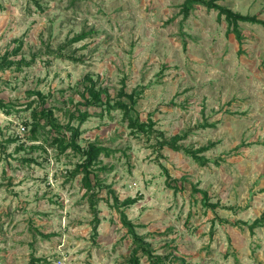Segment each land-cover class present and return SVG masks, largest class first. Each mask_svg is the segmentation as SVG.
Here are the masks:
<instances>
[{"label": "rangeland", "instance_id": "obj_1", "mask_svg": "<svg viewBox=\"0 0 264 264\" xmlns=\"http://www.w3.org/2000/svg\"><path fill=\"white\" fill-rule=\"evenodd\" d=\"M183 2L0 0V55L26 61L0 69V98L11 105L0 108V264L32 255L38 264H129L135 246L112 191L135 198L123 212L158 264H264V225L248 227L264 213V25L239 22L238 41L223 14L195 4L184 16ZM217 3L264 20V0ZM87 75L113 99L133 90L131 114L164 138L210 144L200 153L208 161L159 148L118 108L85 104ZM44 105L60 123L76 108L97 113L70 120L81 147L110 148L92 167L95 231L82 174H73L81 155L48 143L47 125L32 136V111Z\"/></svg>", "mask_w": 264, "mask_h": 264}, {"label": "trees", "instance_id": "obj_2", "mask_svg": "<svg viewBox=\"0 0 264 264\" xmlns=\"http://www.w3.org/2000/svg\"><path fill=\"white\" fill-rule=\"evenodd\" d=\"M218 0H184L181 5V12H183L184 16H187L189 13V9L193 7L195 4H200L206 7L207 9H214L218 11L219 14H223L225 20L230 26V31L234 33L235 38L240 41L241 35L238 29L239 22H257L264 25V20L258 18L254 14H242L240 12L231 10L230 8L217 3ZM85 31H80L79 33L75 34L71 38V42L75 40L82 39L86 36ZM8 52L3 53L0 55V69L8 67L9 65L19 64L20 62L26 61H15V60H7ZM84 86L83 90L80 91V97L84 101L85 104L88 106H95V107H104L106 111L110 109L118 108L122 115L127 119L128 126L131 129H135L137 131H142L145 133H152L154 134L156 141L158 143V147L161 148L163 145H168L173 149H181L184 152L188 153L192 158L197 159L201 164H204L208 161L200 153L205 151L209 148V145H202L197 148H187L180 144H177L178 136H172L169 139L163 137L162 131L155 130L153 128V123L149 119L148 121H143L138 118L136 115H132L131 111L133 110L136 104V93L132 90V92L127 93L120 88L116 94L115 98H111L110 93L107 89L102 87H96L95 81L89 75L85 76L84 79ZM36 94L40 97V101L43 102V98L39 91H36ZM29 104V103H28ZM11 105L4 102L2 98H0V108L9 113ZM103 111V109H101ZM100 111V112H101ZM90 113L88 109H81L76 108L74 113H69V119L65 123H60L53 114L52 108L48 106H40L37 107L32 111V121L30 123V129L32 136H35V132H37L38 128L44 125L48 126V137L46 136V140L48 139V143L55 146L60 152L64 151L65 149L69 148L74 153L77 152L81 155V161L76 164V168L73 171V174L76 172H80L82 184L85 187V191L89 193V202L91 207V214H92V229L95 231L97 225L99 224L100 220H98L97 211L95 208V204L97 201L96 193L93 190L92 185V178L96 179L98 173L94 171L92 168L94 164H96L97 158L100 154H108L110 148L107 146H101L94 142L88 143L85 147H81L78 142V136L80 134L78 125L70 124V120L76 118L78 120V124L81 123L83 120L86 119L87 116L90 114H97L95 111ZM43 123L41 125V121ZM68 131L69 135L65 132ZM163 137V138H162ZM162 138V139H160ZM106 165L100 166L97 170H104ZM174 187V186H173ZM197 190L196 188H194ZM113 197L112 205L116 208L119 213L120 220L122 221L123 225L127 228V231L130 233L132 242L134 243L135 250L132 252L131 256L128 259L129 264H139V255L137 252L139 250L142 251L143 254H146L147 257L151 259L152 263L158 264V262L162 261L161 256L153 255L150 248H148L147 244H144L140 235H138L134 230V224L129 220L126 219L125 213L123 212V207H126L135 202V198L127 197L123 200H119L116 195L111 192ZM202 198H203V205L213 209L216 204L207 201V194L205 191H202ZM261 226L264 225V213L259 215V217L255 218L254 221L248 226L250 229H253L254 226ZM39 261H42L41 258L34 257L33 255L29 259L28 264H38Z\"/></svg>", "mask_w": 264, "mask_h": 264}]
</instances>
